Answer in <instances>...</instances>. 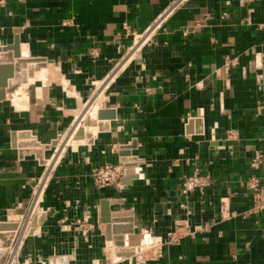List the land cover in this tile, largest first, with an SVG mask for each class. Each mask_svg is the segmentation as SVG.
<instances>
[{
    "label": "crops",
    "instance_id": "0c3cea01",
    "mask_svg": "<svg viewBox=\"0 0 264 264\" xmlns=\"http://www.w3.org/2000/svg\"><path fill=\"white\" fill-rule=\"evenodd\" d=\"M134 36L145 38L127 62ZM16 56L25 60L19 72L9 63ZM0 57L8 85L0 102V222H17L44 179L37 205L46 214L0 264L10 254L8 264L17 263L21 249L34 264L58 253L99 264L106 247L120 260L107 239L105 205L130 220L120 224L133 227L125 243L134 253L177 233L159 260L144 264H264V213L251 212L247 186L254 152L264 151V0H0ZM108 81L101 118L113 117H90L91 142L79 140L76 154L47 167L35 150L47 161L44 146L74 130L80 101ZM126 154L137 161L132 175L95 187L94 172L123 165ZM197 169L213 186L183 196V179ZM221 198L232 219L221 220ZM119 264L138 263L132 256Z\"/></svg>",
    "mask_w": 264,
    "mask_h": 264
},
{
    "label": "built area",
    "instance_id": "2783aa9c",
    "mask_svg": "<svg viewBox=\"0 0 264 264\" xmlns=\"http://www.w3.org/2000/svg\"><path fill=\"white\" fill-rule=\"evenodd\" d=\"M132 35L127 30V36ZM95 59L99 57V52L91 54ZM264 88V86H263ZM251 169L254 173L251 174L247 180V186L252 197V210L255 213H264V151L258 149L254 152L251 160ZM125 175V168L122 164L111 165L105 164L96 170L93 174V182L95 187L101 189L113 185H119V181ZM213 179L208 173H201L198 169L190 176H186L181 185V193L183 196H188L195 192H199L201 195L211 188L213 185ZM220 207L219 213L222 221L232 219L234 214L230 210L229 200L221 198L219 200ZM177 233H169L166 238H160L158 242H153L149 247L144 250H140V253H134L133 258L138 264H144L147 261H157L163 256V248L168 245L177 243ZM149 252H155L154 256L145 258V254ZM145 261H141V259Z\"/></svg>",
    "mask_w": 264,
    "mask_h": 264
},
{
    "label": "water",
    "instance_id": "95a60500",
    "mask_svg": "<svg viewBox=\"0 0 264 264\" xmlns=\"http://www.w3.org/2000/svg\"><path fill=\"white\" fill-rule=\"evenodd\" d=\"M18 46H19V41H16L15 45H13L12 47L9 48L10 49L9 51L16 50L18 48ZM1 58L2 57H0V59ZM30 61L34 62V61H38V60L31 59ZM9 63L15 64L13 67V72L14 71L19 72L21 70V68L23 67L22 64H25V60L23 58H21V56H16V59L13 61H9ZM3 66H6V65H3ZM3 66H0V76H1L2 72L6 69ZM1 67H3V68H1ZM9 69H11V68H9ZM7 87H8V85L5 81V78L0 77V102L4 101V99H6V96H5L6 91L4 88H7ZM99 117H100V119H103V118H101V112H99ZM92 125H94V124H92L91 120L89 119V121H87V126L90 127ZM99 127L101 128L100 125H99ZM202 132H203L202 129L197 131V133H202ZM78 136L79 137L85 136L87 138L86 141L88 143L91 142L92 137H93V135L91 133H86L83 129H80ZM59 142H60V140H57V141L52 142L50 145H45L44 149L45 150H51L52 148H56L59 145ZM132 148H135L134 145H131L129 147L122 148V149L130 150ZM35 151H36L38 158L40 160H43V163L46 164L47 161L43 158L44 151L42 149L39 150L40 152H38V150H35ZM129 156H130L129 154H126L125 158L122 160V163H123L124 168L126 169V171H125L126 175L130 176L133 173V169L137 167V161L130 159ZM103 211H104L103 212V217H104L103 223H105L107 225V239L113 240L117 243L118 254L123 253L127 257L133 256L134 250L127 248L126 244L124 243L125 234L127 232L128 233H134L133 227H132V225H129L128 227H126L127 224H124V225L120 224L121 222H128L130 220L127 219L126 217L124 218L123 216H125V215L122 213H111V212H109V208L107 205L104 206ZM44 218H45V216L40 217L37 223L41 224L42 221L44 220ZM20 228L21 227H20L19 222H7V223L6 222H0V258H3L4 256H6L8 254L9 248L12 247L15 235L20 230Z\"/></svg>",
    "mask_w": 264,
    "mask_h": 264
},
{
    "label": "rangeland",
    "instance_id": "374dc122",
    "mask_svg": "<svg viewBox=\"0 0 264 264\" xmlns=\"http://www.w3.org/2000/svg\"><path fill=\"white\" fill-rule=\"evenodd\" d=\"M136 42H139V39H137V41ZM134 43H135V41H134ZM141 43V42H140ZM140 43H137L136 45L137 46H139L140 45ZM136 46V47H137ZM98 83H101V89H99L98 91H97V88L98 87H100V86H96L93 90V93H95V95L97 94H99L100 96H102V100H103V104H104V102L106 101V98H105V96H104V93H103V91H104V88H105V86H107V85H110V81H108V82H98ZM98 83H96V85L98 84ZM96 91V92H95ZM95 95H94V97H95ZM94 97L91 99V97H88V99H87V101L86 102H82V101H80V106H79V109L78 110H76L75 112H73L74 113V115L76 116V119L78 120V119H80L79 121H78V123L76 124V126H78V125H81V126H83V124H85L86 126H87V121H89V119H90V117L91 116H88V117H86L85 119H84V117H85V113L83 112L84 110H86L87 108H88V106L90 105V101H92V100H94ZM78 99V98H77ZM89 103V104H88ZM82 114V115H81ZM97 119L99 120L100 119V117H97L96 119H94V121H97ZM82 123V124H81ZM93 129V128H92ZM79 132H80V130H79ZM93 132V131H92ZM88 133H91V131H89L88 130ZM67 135L69 136L70 135V133H68L67 132ZM93 135V134H92ZM77 136H78V134H77ZM75 140V139H74ZM85 140V139H84ZM63 141H65V140H63ZM75 141H77V140H75ZM62 144H63V142H62ZM62 144H61V146H62ZM79 146L80 145H78V147H73L71 150H72V153L74 154V153H77L78 151H79ZM53 149L54 148H52L50 151H51V153H49L48 155H49V157H48V159L51 157V155L55 152V151H53ZM63 158H65V157H63ZM63 158H62V160H63ZM61 160V161H62ZM45 185V179H44V181H42V182H40V184H37V186H36V194L34 195V198L30 201V202H28L27 204H26V206H24V208L20 211V213H19V215L18 216H14L13 217V219H15L17 222H20V230L19 231H24V229H25V226H26V223H27V221L28 222H31V221H33L34 220V217H32V215H30L31 214V211L33 210V204H34V202H35V200H36V198H40L39 199V201L42 199V196H40V195H38V193L41 191V188H43V186ZM42 206V204H40L39 206L37 205V207H38V210L40 211V212H42V210H41V208H39V207H41ZM22 211H24V214H25V216H24V220H21V212ZM37 213H39V212H37ZM39 215H41V214H39ZM38 214H37V216H39ZM46 214L45 213H42V215L40 216V217H42V216H45ZM39 217V218H40ZM35 220H37V217H36V219ZM36 224H38L39 225V223H37V221H36ZM24 225V226H23ZM24 228V229H23ZM33 231V230H32ZM19 234H21V235H19V237L17 238V242L13 245V250L15 251V250H17V244H18V241H19V239L21 238V236H22V233L20 232ZM30 236H32V232L30 231V234H28L27 235V237L24 239V243L26 242V240H27V238H30ZM109 241H112L113 242V244H115L116 246H117V243L115 242V241H113V240H109ZM25 245V244H24ZM147 246V245H146ZM118 247V246H117ZM145 247V246H144ZM149 247V246H148ZM147 248V247H146ZM108 248L106 247V253H104V255H103V258H102V261H100V262H98L99 264H119V263H121V262H123V261H130V258L132 257V256H130V257H127L126 255H124L123 253H121V254H118V252H117V249H116V251H115V254L117 255V256H119V258H120V260H118V259H116V260H113L114 262H112L111 260H110V258H109V253H108V251L109 250H107ZM142 250V249H141ZM13 251V252H14ZM20 252V257H19V259H18V262L17 263H15V264H34L33 262H32V260L30 259H26V257H25V252H24V250H20L19 251ZM154 254H155V252H149V253H146L145 254V258H147V257H152V256H154ZM138 255V254H137ZM67 258H66V257ZM11 258H12V255L10 254L9 255V258L6 260L5 259V261H2V263H4V264H8V262H9V260H11ZM62 258V259H61ZM64 258H66V259H68V261H69V263H71V264H94L93 263V261H91V260H86L85 258H80V256H77V254L76 255H71L70 253H67V254H64V253H58V254H56V255H53L52 257H48L47 259H46V261H44L43 262V264H56L55 262L58 260L59 262H63L64 261ZM144 258V260L143 259H141V261H145L146 259ZM116 262V263H115Z\"/></svg>",
    "mask_w": 264,
    "mask_h": 264
},
{
    "label": "bare ground",
    "instance_id": "6f19581e",
    "mask_svg": "<svg viewBox=\"0 0 264 264\" xmlns=\"http://www.w3.org/2000/svg\"><path fill=\"white\" fill-rule=\"evenodd\" d=\"M140 38H142V39H144L145 37H139V36H134V41H135V44H136V41H137V39H140ZM141 39V40H142ZM147 43V42H146ZM142 48V47H141ZM138 50V46L135 48V52L133 53V54H131V56H130V58L129 59H127V62L128 61H131V59L135 56V53H136V51ZM127 62H126V64H127ZM125 63V62H124ZM126 64H124L123 66H122V68L126 65ZM128 67V66H127ZM33 81V80H32ZM45 88H46V86H45ZM98 91V90H97ZM96 92V91H95ZM95 94V93H94ZM80 99V97L78 98V100ZM88 99V98H87ZM87 99L84 101V102H86L87 101ZM81 100V99H80ZM79 100V101H80ZM14 102V101H13ZM90 103V105L88 106V108L86 109V110H84L83 112L85 113V117H84V119L86 118V117H88V116H91L92 118H93V120L94 119H96L97 117H99V112H101V114H102V112L103 111H106V110H103L104 108H102V106H103V100H102V96H100L99 94L97 95H95V97H94V100H92V101H90L89 102ZM88 103V104H89ZM17 105V107L18 108H20V109H23L25 106H26V103H17L16 104ZM109 113V112H108ZM107 112H105L104 114V116H102L103 118H107V116L109 117V118H112L113 116H109V114H108ZM93 128V129H92ZM95 126L94 127H88V126H86L85 124H83V126H81V125H78V126H76L75 128H74V130L70 133V135L68 136L67 135V132L66 131H63V134H62V137H61V139H60V142H59V145L55 148V152L51 155V157L47 160V162H46V166L47 167H49L50 169H53L55 166H57L59 163H60V161L62 160V158L63 157H65V156H67L68 154H73L72 153V148L73 147H78V145H81V144H84L85 142H86V137L84 138V137H79V136H77V134L79 133V130L80 129H83L86 133H88V130L89 131H91V134H92V131H93V134H95L97 131L95 130ZM77 140V141H75V140ZM81 139H85V142L84 141H81V142H78L79 140H81ZM63 140H65V141H63ZM62 142H63V144H62ZM61 144H62V146H61ZM74 154H76V153H74ZM45 175H46V173H45ZM49 177V176H48ZM41 180V179H40ZM41 182V181H40ZM43 188H44V186H43ZM42 188V189H43ZM39 199L40 198H37L36 200H35V202H34V204H33V210L31 211V214L30 215H32L33 214V212H34V209L37 207V203H38V201H39ZM39 214H41L42 215V213L41 212H39L38 213V215ZM41 215H39V216H37V220H35V221H33L32 222V224L31 223H29L30 225L29 226H27V228H25V230H24V232H22V231H18L17 232V234L15 235V238H14V240H13V244H12V247H13V245L17 242V238L19 237V235H21V234H18V233H22V236H21V238L19 239V241H18V244H17V247L18 248H20L21 247V244H22V242H23V240H24V237L26 236V234H30V231L32 232V230H33V227H36V221L38 222V220H39V217L41 216ZM24 226V225H23ZM126 227H128V226H126ZM24 229V228H23ZM126 234H132V233H126ZM129 239V238H128ZM160 238H158L157 240H155L154 242H158V240H159ZM131 242V241H130ZM124 243H125V240H124ZM126 244V243H125ZM12 247H10V248H12ZM126 247L127 248H129V249H132V250H134L135 248L134 247H129V246H127L126 245ZM140 247V246H139ZM139 247H137V248H139ZM9 248V249H10ZM112 248V247H111ZM134 248V249H133ZM143 249V248H142ZM139 250H141V249H138L137 251H139ZM109 251H111L112 253L114 252V250H113V248L112 249H110ZM138 254L140 253V252H137ZM66 257V256H65ZM112 257H113V255H112ZM67 258V257H66ZM66 258H64V261L63 262H59L58 260L55 262L56 264H71V263H69V261H68V259H66ZM111 258V257H110ZM62 259V258H61ZM9 263V262H8Z\"/></svg>",
    "mask_w": 264,
    "mask_h": 264
}]
</instances>
